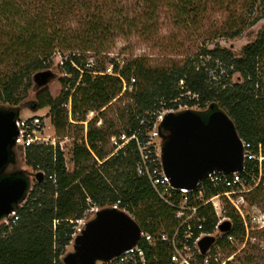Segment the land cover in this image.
Returning a JSON list of instances; mask_svg holds the SVG:
<instances>
[{
  "label": "trees",
  "instance_id": "obj_1",
  "mask_svg": "<svg viewBox=\"0 0 264 264\" xmlns=\"http://www.w3.org/2000/svg\"><path fill=\"white\" fill-rule=\"evenodd\" d=\"M133 2L0 0V109L18 112L25 104L21 103L31 88L32 76L48 71L50 60L59 54L67 75L61 81L67 91L53 99L47 88H40L29 105L38 110L48 108L51 125L58 131H64L67 123L82 129L87 123L85 135L74 141L71 171H67L58 147L33 145L22 153L25 165L31 170L38 167L45 176L42 181L34 180V189L18 209L19 221L11 233L0 228V264H62L76 221L91 206L111 208L117 201L141 231L155 239L163 233L171 235L178 220L173 210L158 200L148 181L137 174L139 154L134 140L112 155L105 150L111 138L120 144L122 135L135 134L145 143L162 112L214 105L228 115L242 141L254 150L257 144H264V79L260 71L264 31L238 56L220 47L202 49L199 55L170 69H151L135 58L121 67L111 60L113 76L105 74L104 68L85 69L86 55L109 53L118 36L137 27L140 21L129 11ZM171 8L184 17L195 10L191 9L192 0L173 1ZM235 32L228 37L237 36ZM69 100L70 116L62 107ZM118 102L123 103L116 109L118 119L125 121V127L106 120L105 114ZM90 113L93 117L89 120ZM200 114L207 116L206 111ZM49 175L54 176V183ZM260 198L264 200V189L254 191L251 202L260 203ZM199 216L205 218L201 231L212 233L216 222L212 210L202 209ZM226 216L232 221L230 234L241 235L239 217L232 209H227ZM225 247L229 253L233 251ZM153 254L150 264H172L167 243L156 241ZM238 261L256 264L257 259L245 253Z\"/></svg>",
  "mask_w": 264,
  "mask_h": 264
},
{
  "label": "built area",
  "instance_id": "obj_2",
  "mask_svg": "<svg viewBox=\"0 0 264 264\" xmlns=\"http://www.w3.org/2000/svg\"><path fill=\"white\" fill-rule=\"evenodd\" d=\"M62 65V62H61ZM71 103L68 102V115L70 116ZM163 112L158 116L153 130L147 134V141L144 143L137 135L119 138L117 144L114 138L111 140L117 147L115 152L129 141L134 140L139 160L137 162V174L145 178L158 200L174 212L178 225L171 235L160 234L157 239L153 235L141 231L138 243L132 249L125 251L120 256L107 263L97 264H150L154 258L153 250L156 248V241L167 243L171 248L170 261L172 264H241L239 254L249 253L256 249L264 257V211L254 204H250L248 197L257 189H264V144L259 143L254 147L250 143L242 141L243 168L240 172L225 174L213 172L202 179L192 190L176 189L170 185L169 179L165 176L161 166L160 143L155 149L152 138H158L157 126L163 117ZM18 130L15 139V146L24 154L25 150L33 145H50L58 147L50 137L43 136V126L39 117L15 119ZM60 152L62 147H58ZM32 179L37 173L45 176V172L38 167L32 170ZM49 180L55 182L54 176L49 175ZM216 191V194H212ZM31 190L27 189L24 198L14 207V210L0 218V228H6L11 233L14 225L19 221L18 209L24 207L30 197ZM209 207L216 222L213 225L212 233H203L205 218H200L202 209ZM111 208L126 213V208L120 207V201L114 203ZM227 209H232L242 223L243 232L239 236L230 234L232 221L226 216ZM97 208L95 209V212ZM230 223L227 233H221L219 226ZM85 224L83 219L76 221L72 239L80 232L78 225ZM82 225V227H83ZM197 233V234H196ZM205 236L215 237V242L202 255L198 248V242ZM224 237L223 243L220 239ZM226 246L232 252H226Z\"/></svg>",
  "mask_w": 264,
  "mask_h": 264
},
{
  "label": "rangeland",
  "instance_id": "obj_3",
  "mask_svg": "<svg viewBox=\"0 0 264 264\" xmlns=\"http://www.w3.org/2000/svg\"><path fill=\"white\" fill-rule=\"evenodd\" d=\"M147 2H133L129 11L134 18L138 17L139 24L131 30L130 34L118 36L109 51L95 55L93 53L86 55L85 69L96 70L104 68L105 74L113 76V65L111 60L115 61L120 67L123 62L129 59H138L146 67L151 69H170L180 66L188 58L199 55L202 49L227 48L234 55L241 54L242 48L251 43L257 36L264 31V0H192L194 12L184 16H177L171 8L172 2H180V0H149ZM197 14L193 16V14ZM137 21V22H138ZM237 23L236 28L231 29L232 25ZM231 31L237 36L228 37ZM253 43V42H252ZM201 59V58H200ZM63 57L57 54L49 62V71L54 79L49 83L47 89L53 99H59L67 91L61 79L67 75L62 69L61 62ZM260 71L263 73L264 79V57L260 64ZM236 76L233 80L235 81ZM37 95L36 87L31 82V88L25 94L21 108H19L18 116L22 118L39 117L43 126V136L50 137L49 142H53L62 147L63 159L67 171L72 170L71 152L74 141L80 139L86 133V125L83 129L80 126L66 124L64 131H58L50 122V112L48 108L38 110L31 105L35 101ZM125 102V101H124ZM122 102H118L105 115L108 122H113L115 126L125 127V121L119 120V112L117 107L121 108ZM62 107L68 110V102ZM208 108H183L180 107L177 112L184 110H192L202 113ZM167 112H163L165 114ZM93 117V113L88 115L89 120ZM69 118V117H68ZM70 119V118H69ZM101 122L97 125L99 126ZM117 142L118 139L114 138ZM155 149L158 148L160 140L152 138ZM114 142L110 140L106 144L105 150L115 153ZM19 169L26 172L29 180V189H34V179H32V170L27 167L23 160V154L16 149ZM110 155V156H111ZM252 195L248 197L251 202ZM262 198H260V201ZM260 210L264 211V200L255 203ZM101 208L91 206L83 215V223L93 218L95 209ZM83 224H79L77 228L81 229ZM253 249L247 254L256 257V264H264L263 254ZM72 251V241L64 249L63 255ZM229 252V249H225ZM245 254H239L242 258Z\"/></svg>",
  "mask_w": 264,
  "mask_h": 264
},
{
  "label": "water",
  "instance_id": "obj_4",
  "mask_svg": "<svg viewBox=\"0 0 264 264\" xmlns=\"http://www.w3.org/2000/svg\"><path fill=\"white\" fill-rule=\"evenodd\" d=\"M54 79L51 71L32 76L36 90L47 88ZM207 116L192 110L167 112L157 126L163 173L176 189L192 190L208 174H231L243 168L242 141L228 115L209 105ZM18 112L0 109V218L10 214L25 196L29 180L23 170L16 175L7 171L16 155L18 134L15 119ZM42 181L41 173L35 175ZM230 223L219 226L227 233ZM141 229L126 213L113 208H101L72 239V251L61 257L62 264L107 263L136 246ZM215 242L205 236L198 242L203 255Z\"/></svg>",
  "mask_w": 264,
  "mask_h": 264
},
{
  "label": "flooded vegetation",
  "instance_id": "obj_5",
  "mask_svg": "<svg viewBox=\"0 0 264 264\" xmlns=\"http://www.w3.org/2000/svg\"><path fill=\"white\" fill-rule=\"evenodd\" d=\"M18 164L19 163H18V158H17V154H16L14 161L7 166V171L9 173L17 176V174L20 172V169H19V165Z\"/></svg>",
  "mask_w": 264,
  "mask_h": 264
}]
</instances>
